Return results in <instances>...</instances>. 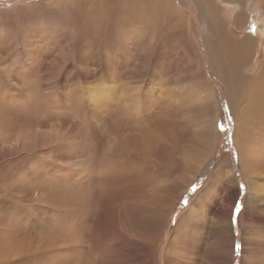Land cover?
Listing matches in <instances>:
<instances>
[{"label": "rangeland", "instance_id": "374dc122", "mask_svg": "<svg viewBox=\"0 0 264 264\" xmlns=\"http://www.w3.org/2000/svg\"><path fill=\"white\" fill-rule=\"evenodd\" d=\"M205 1L0 0V264H264V0Z\"/></svg>", "mask_w": 264, "mask_h": 264}, {"label": "bare ground", "instance_id": "6f19581e", "mask_svg": "<svg viewBox=\"0 0 264 264\" xmlns=\"http://www.w3.org/2000/svg\"><path fill=\"white\" fill-rule=\"evenodd\" d=\"M200 1V0H199ZM204 1V4H205V9H206V11H205V19H206V21L207 22H210V24L213 22V21H215V20H213V14L214 13H207V12H211L214 8L213 7H210L211 5H209L205 0H203ZM238 3L239 4H242L243 3V1L242 0H238ZM213 8V9H212ZM216 22V21H215ZM214 22V23H215ZM215 25H216V23H215ZM231 43H233V42H231ZM243 49V48H242ZM244 51V49L242 50V52ZM246 54V53H245ZM243 57V56H242ZM241 57V58H242ZM242 60L244 61V59L242 58ZM260 84V83H259ZM261 86V85H260ZM254 87V86H253ZM254 90V89H253ZM259 91V90H258ZM257 91V92H258ZM259 93V92H258ZM262 93V92H261ZM252 94V93H251ZM260 95V94H259ZM261 97H262V94L260 95ZM263 96H264V94H263ZM255 97V96H254ZM250 99H252V98H250ZM253 100V99H252ZM258 101H260V102H258ZM257 102H258V105H259V103H261L262 102V100H258ZM263 103V102H262ZM251 104H256V102L255 103H251ZM253 106V105H252ZM252 106H250V107H252ZM257 106V105H256ZM254 107H255V105H254ZM262 107H263V105H262ZM262 107H261V110H262ZM249 108V107H248ZM258 108H260L259 106H258ZM250 109V108H249ZM252 109H254V108H252ZM259 111H260V109H258ZM253 111V110H252ZM259 111H256L257 113H259ZM249 112V111H248ZM251 112V111H250ZM249 112V113H250ZM253 112H255V111H253ZM263 112H261V114H262ZM251 114H252V112H251ZM264 114V113H263ZM247 115H249V114H247ZM247 115H246V117H247ZM254 115H255V113H254ZM253 115V116H254ZM259 115H260V113H259ZM250 116V115H249ZM252 116V117H253ZM255 116H257V114L255 115ZM261 116V115H260ZM262 117H264L263 115H262ZM254 118V117H253ZM256 118V117H255ZM258 119V118H257ZM259 119H262V118H259ZM244 120H245V118H244ZM248 120V119H247ZM253 120V119H252ZM254 121V120H253ZM259 121V120H258ZM245 122V121H244ZM260 122V121H259ZM246 123H249V122H247L246 121ZM255 123V122H254ZM256 123H257V121H256ZM255 123V124H256ZM246 125V124H245ZM247 126V125H246ZM255 128H257V125H256V127ZM249 132H251V131H249ZM253 132V131H252ZM138 133V132H137ZM243 133H244V131H243ZM245 134H247V133H245ZM243 135L244 137H249L248 135L246 136V135ZM249 135H251V134H249ZM139 137V136H138ZM243 137V138H244ZM245 139V138H244ZM180 253V252H179Z\"/></svg>", "mask_w": 264, "mask_h": 264}, {"label": "crops", "instance_id": "0c3cea01", "mask_svg": "<svg viewBox=\"0 0 264 264\" xmlns=\"http://www.w3.org/2000/svg\"><path fill=\"white\" fill-rule=\"evenodd\" d=\"M258 74L259 73H264V62L260 65V67L258 68Z\"/></svg>", "mask_w": 264, "mask_h": 264}, {"label": "snow or ice", "instance_id": "6c2138e0", "mask_svg": "<svg viewBox=\"0 0 264 264\" xmlns=\"http://www.w3.org/2000/svg\"><path fill=\"white\" fill-rule=\"evenodd\" d=\"M185 203H187V201H185Z\"/></svg>", "mask_w": 264, "mask_h": 264}]
</instances>
